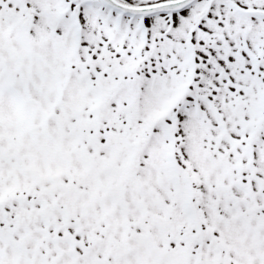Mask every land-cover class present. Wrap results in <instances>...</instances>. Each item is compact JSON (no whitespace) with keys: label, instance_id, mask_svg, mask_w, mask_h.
<instances>
[{"label":"snow or ice","instance_id":"6c2138e0","mask_svg":"<svg viewBox=\"0 0 264 264\" xmlns=\"http://www.w3.org/2000/svg\"><path fill=\"white\" fill-rule=\"evenodd\" d=\"M0 264H264V0H0Z\"/></svg>","mask_w":264,"mask_h":264}]
</instances>
